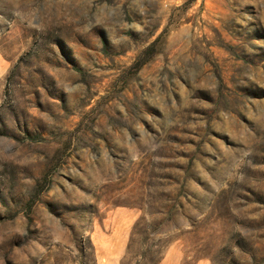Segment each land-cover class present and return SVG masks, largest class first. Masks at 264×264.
Returning <instances> with one entry per match:
<instances>
[{
	"label": "rangeland",
	"instance_id": "rangeland-1",
	"mask_svg": "<svg viewBox=\"0 0 264 264\" xmlns=\"http://www.w3.org/2000/svg\"><path fill=\"white\" fill-rule=\"evenodd\" d=\"M0 264H264V0H0Z\"/></svg>",
	"mask_w": 264,
	"mask_h": 264
},
{
	"label": "crops",
	"instance_id": "crops-1",
	"mask_svg": "<svg viewBox=\"0 0 264 264\" xmlns=\"http://www.w3.org/2000/svg\"><path fill=\"white\" fill-rule=\"evenodd\" d=\"M3 70V62H2V59L0 58V75H1V72ZM111 264H118L117 261H113Z\"/></svg>",
	"mask_w": 264,
	"mask_h": 264
}]
</instances>
